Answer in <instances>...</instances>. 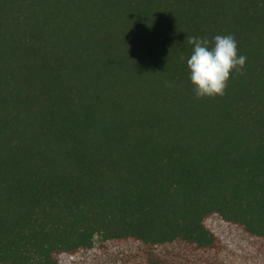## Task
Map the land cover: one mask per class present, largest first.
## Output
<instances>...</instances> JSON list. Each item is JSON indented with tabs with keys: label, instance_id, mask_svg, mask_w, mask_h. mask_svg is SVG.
I'll list each match as a JSON object with an SVG mask.
<instances>
[{
	"label": "trees",
	"instance_id": "trees-1",
	"mask_svg": "<svg viewBox=\"0 0 264 264\" xmlns=\"http://www.w3.org/2000/svg\"><path fill=\"white\" fill-rule=\"evenodd\" d=\"M0 264H264V0H0Z\"/></svg>",
	"mask_w": 264,
	"mask_h": 264
},
{
	"label": "clouds",
	"instance_id": "clouds-1",
	"mask_svg": "<svg viewBox=\"0 0 264 264\" xmlns=\"http://www.w3.org/2000/svg\"><path fill=\"white\" fill-rule=\"evenodd\" d=\"M186 41L193 49L187 67L197 98L223 96L232 72L241 71L247 59L238 54L235 38L216 35L210 42L207 38L187 36Z\"/></svg>",
	"mask_w": 264,
	"mask_h": 264
}]
</instances>
